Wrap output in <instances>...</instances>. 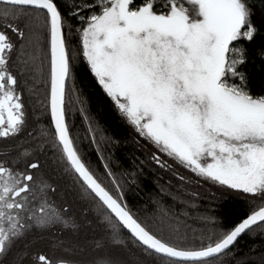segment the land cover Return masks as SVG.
<instances>
[{
	"label": "snow or ice",
	"instance_id": "obj_1",
	"mask_svg": "<svg viewBox=\"0 0 264 264\" xmlns=\"http://www.w3.org/2000/svg\"><path fill=\"white\" fill-rule=\"evenodd\" d=\"M74 29L78 50L69 45ZM262 29L264 0H0V142L6 145L0 153V264H89L24 243L34 231L56 226L83 233L74 245L82 251L91 244L133 255L131 261L99 256L90 264H224L242 234L264 226V70L258 83L243 70L249 49L241 43H254ZM255 54L264 59V43ZM77 59L86 61L121 117L155 147L157 166L174 171L179 165L236 191L249 202L246 212L228 222L203 217L211 229L188 230L181 219L195 209L198 194L183 198L191 181L179 172L173 199L186 210L157 201L158 214L141 218L133 211L127 180L121 183L108 162L103 173L89 162L87 147L100 151L106 137L77 83ZM21 75L40 106L36 127L29 124ZM76 113L86 125L83 137L73 131ZM22 136L27 146L8 143ZM46 166L69 182L61 188ZM74 195L93 207L72 214L68 198ZM93 212L102 217V234L89 236Z\"/></svg>",
	"mask_w": 264,
	"mask_h": 264
},
{
	"label": "trees",
	"instance_id": "obj_2",
	"mask_svg": "<svg viewBox=\"0 0 264 264\" xmlns=\"http://www.w3.org/2000/svg\"><path fill=\"white\" fill-rule=\"evenodd\" d=\"M257 19L259 22V17ZM71 23L76 26L79 24L75 18L71 20ZM241 43L249 49L248 64L243 70L252 73L258 83L260 73L264 70V59L256 55L255 50L261 43H264V29L261 30L254 43H245L244 41H241ZM69 45L71 50H78L79 37L75 29L69 36ZM74 63V73L77 77V83L82 89L87 107L95 122L103 129V134L106 137V140L99 141L100 151H97L95 144L87 147L89 162L101 173L105 171L103 164L108 162L120 178L121 183H125V179L127 180L126 199L133 211L137 212L141 218L158 214L157 201H161L160 207L170 206L173 210H186L182 207L178 208L177 201L173 199L177 195L176 190L179 183L175 172H179L191 181L187 193L184 194V199L187 200L192 196V193L198 194L191 201L196 205L195 209L189 212L187 218L182 217L181 219V223L188 230L200 232L211 229L213 226L212 221L204 220L203 217H215L219 221L228 222L235 220L246 212L249 202L236 191L226 190L219 185L204 181L196 177L190 170L179 165H174V171L157 166L151 160V155L156 152L155 147L141 138L133 126L121 117L110 98L103 92L90 70L86 67V61L77 59ZM22 79L24 80L25 77L22 76ZM40 92H43L42 88ZM27 95L26 104L30 117L29 124L31 127H36L35 117L39 113L40 106L37 103V97L31 93H27ZM34 108L37 109L36 112H33ZM72 119L76 126L73 130L74 133L83 137L86 125L83 124L81 115L76 113ZM40 123H47V121L41 118ZM18 140L26 145L28 137L22 136ZM84 143L85 145L88 144L87 139L84 140ZM101 156L106 157V160L101 159ZM41 159L43 160L44 157L41 156ZM163 159L167 160L169 164L173 163L166 155L163 156ZM43 171L51 176L52 180L61 188L69 182L68 178L59 176L61 179L59 184L55 179L56 174L51 172L50 166H46ZM122 173H135V176L125 178L121 175ZM133 180H135V183H132ZM169 182L171 183L169 184ZM162 188L165 189L164 193H161ZM68 199L72 204L71 213L77 216L80 211L78 207L73 206L75 201L80 202L84 207H93L90 201H81L75 195ZM61 202L60 198H56L57 204ZM93 213L91 217H93L97 229L88 230L89 236L102 234V217H96L95 212ZM61 240L64 241V244L58 246L57 241ZM77 241L83 242V233L76 235L70 230L63 229L62 226H56L47 231H34L24 243H27L33 251L40 250L46 254L79 259L89 262V264L97 257L105 255L131 261L128 257L129 252L122 247L96 249L88 244L86 249L82 251L80 248L74 247ZM133 251L138 252L137 249H133ZM224 264H264V226L254 229L253 232L243 234L232 248V254L224 257Z\"/></svg>",
	"mask_w": 264,
	"mask_h": 264
},
{
	"label": "flooded vegetation",
	"instance_id": "obj_3",
	"mask_svg": "<svg viewBox=\"0 0 264 264\" xmlns=\"http://www.w3.org/2000/svg\"><path fill=\"white\" fill-rule=\"evenodd\" d=\"M13 71H18L17 69H15V68H13ZM20 81H21V88L24 90V102H25V105H26V108H27V110H28V107H27V104H26V98H27V87H25L24 86V83H23V79H22V75L20 76ZM9 144H11V143H16V144H21V145H23V143H20V140H16V141H14V142H12V141H9L8 142ZM25 145V144H24ZM26 146V145H25ZM5 147H6V145H5V143L4 142H0V153H2L4 150H5ZM50 257H52V256H56V255H54V254H48ZM79 260V259H78Z\"/></svg>",
	"mask_w": 264,
	"mask_h": 264
},
{
	"label": "rangeland",
	"instance_id": "obj_4",
	"mask_svg": "<svg viewBox=\"0 0 264 264\" xmlns=\"http://www.w3.org/2000/svg\"><path fill=\"white\" fill-rule=\"evenodd\" d=\"M27 93H29V92H27ZM55 179L59 182L61 179L59 178V176L58 175H56L55 176ZM59 184H60V182H59ZM79 201V200H78ZM74 207L76 206V207H78V210L80 211L81 210V208L82 207H84L80 202L79 203H77L76 201H75V204L73 205ZM94 214V213H93ZM90 219H93V217H89ZM95 229H97V225H96V223L94 222V224H93V227L91 228V229H89V230H91V231H93V230H95ZM137 255H139V252H136V251H134ZM128 257L131 259V260H133V255H132V253H128Z\"/></svg>",
	"mask_w": 264,
	"mask_h": 264
},
{
	"label": "water",
	"instance_id": "obj_5",
	"mask_svg": "<svg viewBox=\"0 0 264 264\" xmlns=\"http://www.w3.org/2000/svg\"><path fill=\"white\" fill-rule=\"evenodd\" d=\"M242 235H243V234H242ZM242 235H241V236H242ZM241 236H240V237H241ZM240 237H239V238H240ZM239 238H238V239H239ZM235 243H236V242H235Z\"/></svg>",
	"mask_w": 264,
	"mask_h": 264
}]
</instances>
